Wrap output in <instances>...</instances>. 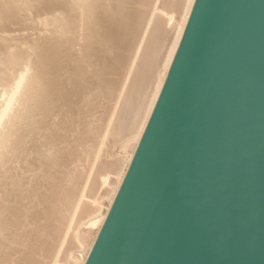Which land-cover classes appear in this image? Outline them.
<instances>
[{
	"label": "bare ground",
	"instance_id": "obj_1",
	"mask_svg": "<svg viewBox=\"0 0 264 264\" xmlns=\"http://www.w3.org/2000/svg\"><path fill=\"white\" fill-rule=\"evenodd\" d=\"M196 0H0V264H85Z\"/></svg>",
	"mask_w": 264,
	"mask_h": 264
},
{
	"label": "water",
	"instance_id": "obj_2",
	"mask_svg": "<svg viewBox=\"0 0 264 264\" xmlns=\"http://www.w3.org/2000/svg\"><path fill=\"white\" fill-rule=\"evenodd\" d=\"M85 264H264V0H196Z\"/></svg>",
	"mask_w": 264,
	"mask_h": 264
}]
</instances>
